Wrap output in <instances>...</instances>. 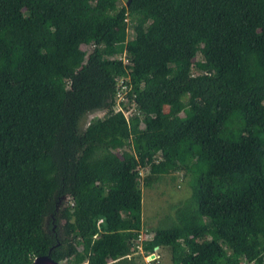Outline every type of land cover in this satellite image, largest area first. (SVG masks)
<instances>
[{"label":"trees","instance_id":"1","mask_svg":"<svg viewBox=\"0 0 264 264\" xmlns=\"http://www.w3.org/2000/svg\"><path fill=\"white\" fill-rule=\"evenodd\" d=\"M175 172L144 255L264 264V0H0V264H142Z\"/></svg>","mask_w":264,"mask_h":264},{"label":"rangeland","instance_id":"2","mask_svg":"<svg viewBox=\"0 0 264 264\" xmlns=\"http://www.w3.org/2000/svg\"><path fill=\"white\" fill-rule=\"evenodd\" d=\"M126 0H118V4H125ZM93 48L90 44H83L82 49L90 51ZM120 81L119 84H122ZM118 84V85H119ZM123 90V88H122ZM125 95V93H124ZM123 93H120L117 97L116 110L120 109L119 102H126V98ZM122 107V106H121ZM132 109V108H131ZM105 111L96 112L84 118L81 121L82 125H86L88 121L95 115L103 116ZM131 110L125 111L126 115H129ZM145 171L142 173V177L145 175ZM140 178V184L143 191V220L144 230L141 232L143 238L153 236L154 231L159 226H167L173 220H175L176 209L191 195L190 178L185 176L183 172H175L166 176L161 182L153 185H145L143 178ZM189 178V180H188ZM149 234V235H148ZM160 255V264H172L171 252L164 248L156 250ZM137 260L143 264L145 262L144 253L135 252ZM152 255V254H151ZM63 264H65L63 262Z\"/></svg>","mask_w":264,"mask_h":264},{"label":"built area","instance_id":"3","mask_svg":"<svg viewBox=\"0 0 264 264\" xmlns=\"http://www.w3.org/2000/svg\"><path fill=\"white\" fill-rule=\"evenodd\" d=\"M122 88H125V87H122ZM143 239L145 238H143L142 235L140 234L138 248L141 253H143L142 245H141ZM160 262H161L160 255L157 254V252H155V253H152V255L151 254L145 255V262H143V264H159ZM84 264H88V263H84Z\"/></svg>","mask_w":264,"mask_h":264},{"label":"water","instance_id":"4","mask_svg":"<svg viewBox=\"0 0 264 264\" xmlns=\"http://www.w3.org/2000/svg\"><path fill=\"white\" fill-rule=\"evenodd\" d=\"M58 209V206H57ZM31 264H63V262H59L54 260L51 256L50 253L47 255H42L36 257Z\"/></svg>","mask_w":264,"mask_h":264}]
</instances>
